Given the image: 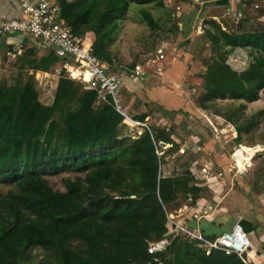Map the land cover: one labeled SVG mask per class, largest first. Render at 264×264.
<instances>
[{
    "label": "trees",
    "instance_id": "trees-1",
    "mask_svg": "<svg viewBox=\"0 0 264 264\" xmlns=\"http://www.w3.org/2000/svg\"><path fill=\"white\" fill-rule=\"evenodd\" d=\"M154 1L159 0L58 3L62 19L75 35H95V54L108 64L106 43L129 4ZM247 22L239 32L232 33L237 35H221L229 47L257 50L259 59L239 69L241 73L224 62H213L205 76V102L254 100L264 91V33L246 32ZM23 55L30 57L27 64L35 73H48L59 63L51 51L41 59L34 49ZM54 97L52 106L42 105L36 86L29 81L0 89V264L22 261L36 249L55 252L60 264H99L116 249L145 251L153 260L151 264H244L236 255L217 250L208 257L188 241H175L166 253L150 256L149 243L159 241L166 233L167 215L176 211L188 194L200 192L190 177L159 180L158 143L173 145L169 155L180 148L164 130H145L128 151V170L139 179V194L135 198L122 194L111 197L119 191L110 176L113 155L129 140L122 134L127 127L123 118L111 104L95 108L96 93L80 92L74 80L66 77L60 80ZM238 134L240 146V130ZM53 171L82 173L87 185L81 179L76 183L69 180L65 192L55 191L42 174ZM4 182L10 187L6 192L1 189ZM172 203H177L176 208L168 210ZM153 237L157 239L151 241ZM72 240L85 242L97 251L87 258L71 253L68 243ZM169 253L173 254L170 259L165 256Z\"/></svg>",
    "mask_w": 264,
    "mask_h": 264
},
{
    "label": "rangeland",
    "instance_id": "rangeland-1",
    "mask_svg": "<svg viewBox=\"0 0 264 264\" xmlns=\"http://www.w3.org/2000/svg\"><path fill=\"white\" fill-rule=\"evenodd\" d=\"M180 1L187 19L185 18L177 25L173 18V13L165 9L162 0L146 5L130 3L127 12L117 21L116 32L106 43L105 58H107L108 64L115 72L121 74L130 73V71L139 66L153 75H160L172 62H181L186 65V76L184 77V85H182L186 89L183 96L192 100L196 107H203L204 109L202 110L206 114L201 116V118L193 116L192 119H189V114L181 111L179 113H182L183 118L178 122H175V115L179 113L168 114L171 133L174 129L173 132L182 142L180 147H183V149L184 142L194 132L193 129L189 128L190 123H195L202 127L199 132L198 130L195 132L203 136L204 142H208L206 141V139L209 140V137H207L208 133L205 131L207 129L205 123L210 122L207 118L208 116L216 120V123L220 122L225 126H228V124L232 125L231 128L219 132V137L222 136L223 138L215 144L216 151L226 154L229 159L235 150L239 148V143L237 142L239 137L238 130L241 131V145L249 148L259 145L264 148V91H260L254 100H232L230 98L215 99L211 102H205L204 100L207 93L205 76L213 62H224L233 71L241 73L238 72L240 71V66L245 69L255 63L260 57V53L257 50L249 48L239 51V49L229 47L223 39L221 33L224 32L221 24L229 26L228 20L224 18V15L230 0H204L206 4L200 11L193 7L190 0ZM248 1L244 0L243 6L246 7L247 19L253 21L247 22L245 31L248 33H264V21L259 22L257 20L258 17L264 15V9L255 11L251 5L258 1ZM147 16L150 17L151 21L147 20ZM202 21H204L203 33L198 35L197 23ZM215 24L219 26V29ZM160 50H163L166 55V61L155 62ZM24 55L21 59L8 60L7 56L11 55L6 54L5 51H0V89L5 86H15L21 82L26 83L29 81L36 86L40 103L44 106H52L55 97L49 96L42 91L40 85L36 82L37 73L28 67L27 61L30 57H24ZM36 57L41 59L38 56ZM74 82L77 90L82 92L81 82ZM141 106L139 101L136 100L132 109L135 113H138L142 108ZM149 126L154 128L156 123L154 121L150 122ZM142 130L140 129V131ZM140 131L139 129L128 127L123 130L122 134L129 140L119 147L120 151L113 155L115 162L111 165L110 175L114 185L121 192L117 190L116 193L113 192L111 194V197L122 194L135 195L131 197L135 198L139 194V179L137 175L132 174L128 170V151L133 147V142ZM210 136L212 137V133ZM225 137H229L228 141H226ZM207 152L213 153V151ZM189 153L176 159L179 166L186 165L197 155L193 149ZM232 164V161H230L224 166H227L228 170H230L229 166ZM173 167L171 165V168ZM42 174L49 182L50 187L59 192L66 191V182L69 180L74 183L78 182V179H81L82 182L85 180L84 174L77 172L53 171L49 173L42 172ZM5 184V182L2 183L1 189L3 192L10 189ZM105 192H108V190H105ZM246 201L250 204V211L254 212L256 208L264 209V152L256 154L251 160V165L247 166L245 171L240 172L238 178L235 179L234 189L228 198L231 209L229 208L226 219L233 222L238 217L242 205L247 203ZM176 205L177 203H172L167 206V209H174ZM115 231L117 230L115 229ZM156 239V237H153L151 241ZM209 241L212 242L213 239L211 238ZM68 248L71 253L80 254L86 258L97 251V249L85 242L78 240L70 241ZM109 248L110 246H108ZM173 254L169 253L165 256L170 259ZM152 261L145 251L134 252L127 249H116L109 259H104L99 264H151ZM11 264H60V257L53 251L47 252L42 249H36L27 253L24 260L15 261Z\"/></svg>",
    "mask_w": 264,
    "mask_h": 264
},
{
    "label": "built area",
    "instance_id": "built-area-1",
    "mask_svg": "<svg viewBox=\"0 0 264 264\" xmlns=\"http://www.w3.org/2000/svg\"><path fill=\"white\" fill-rule=\"evenodd\" d=\"M15 1L19 5L21 17L2 22L0 24V37L6 38L15 35L29 37L38 41L43 49L54 53V56L59 60V63L48 73H37L36 82L42 91L54 97L59 82L64 77L81 82L84 91L96 93L95 108L101 104H111L116 113L123 118L124 125L132 129H143L138 135H141L145 130L151 131L153 127L147 123H136L132 120L121 96L124 80L143 81L146 71L137 66L130 73L115 72L109 64L95 54L96 37L93 33H87L84 36L73 33L72 28L62 19L58 0ZM190 1L197 11L202 10L206 4L204 0ZM235 1L239 7L244 4V0ZM263 6L264 1L251 5L255 11L261 10ZM164 7L173 13L176 25L183 21L185 12L180 0H164ZM239 7L226 12L225 17L229 20V26L221 25L224 33L228 32L227 30H230V34L239 32L244 22L248 20L244 10ZM203 24L204 21L197 23L198 35L203 33ZM22 54L21 48L13 57ZM165 60L166 55L163 50H160L155 62ZM72 64L80 71L81 75L77 79L73 77ZM242 68L240 66V69ZM211 126L215 134L225 131H219L212 124ZM162 130L167 134H172L170 128L165 127ZM171 137L173 138V135ZM172 148L173 145L162 141L157 145L156 155L160 160L159 180H177L190 177L193 180V187L200 192L198 195L188 194L184 203L176 211L167 215L166 233L159 241L149 243L148 254L150 256L164 254L175 241H188L206 253L217 250L227 256L236 255L244 263H247L245 257L252 250V237L244 232L241 226V217L237 219L229 231L224 232L212 242L205 237L199 226L202 221L214 220L226 213L224 195L222 196V188H227L228 183L226 167L218 166L213 163L214 161H209L203 157L192 163L179 166L176 159L186 156L189 149L188 147L180 148L177 153L169 155L167 152ZM237 151L235 150L231 156L233 168L228 170L235 172L233 175L236 176L240 174L233 159ZM171 165L174 167L171 168ZM231 190L232 186L228 192ZM204 194H210L212 198L208 199Z\"/></svg>",
    "mask_w": 264,
    "mask_h": 264
},
{
    "label": "crops",
    "instance_id": "crops-1",
    "mask_svg": "<svg viewBox=\"0 0 264 264\" xmlns=\"http://www.w3.org/2000/svg\"><path fill=\"white\" fill-rule=\"evenodd\" d=\"M257 1L263 2L264 0H257ZM237 7H239V5L236 3V1L230 0L226 12L228 10H234ZM239 8L244 10V12L246 10V7L243 5H241ZM262 9H264V6ZM225 15L224 18H226ZM20 17H21V11L19 5L15 0H0V24L4 21L19 19ZM185 18L187 19V15L184 16L183 20ZM226 19L228 20V18ZM257 20L259 22L264 21V15L258 17ZM248 21L252 22L253 20H248ZM227 31L228 32L225 33L227 35H230V30ZM21 48L23 52L29 49H34L36 55L40 58L47 56L50 52V50L43 49L39 42L29 37H23L17 35L9 36L6 38L0 37V51L1 52L5 51L6 54L8 53L11 55V56H7L8 60H12V59L17 60L19 57H21V55L13 57L14 55H17L19 49ZM0 64H1V59H0ZM185 67L186 65L184 63L172 62L167 69H164L163 72L160 73V75H153L146 71V75L143 81L132 82L127 79L124 80L123 83L124 86L121 90V96L123 99V103L128 108L129 115L134 122L147 123L149 125L150 122L154 121L156 123V126L154 128L162 130L165 127L167 128L170 127L169 126L170 119L168 117L169 113H179L183 111L184 113L189 114L188 116L189 119H192L193 116L201 118V116L206 114L201 108L196 107L192 102V100L186 99L183 96V93L185 92L186 89V87L184 86L182 87V85H184V77L186 76ZM136 100H138L139 103L142 105L141 106L142 108L138 113H135L132 109ZM182 118H183L182 113L176 114L175 122L182 120ZM207 118L210 120L209 123H205L206 124L205 126L207 128L205 129V131H207L208 133L207 137H209V140L206 139V141L208 142H204L203 136L195 132L196 130H198L199 132V130H201L202 127L196 125L195 123H190L189 128L193 129L194 132L191 135H189V137L183 144L184 148L188 147L189 149L186 155L190 154L189 152L191 151V149H193L194 153H196L197 155L193 160L190 161V163L203 157L204 159H207L209 161H214L213 163H216V165L218 166L226 167L228 183L226 185L227 188H222L223 191L222 196L224 195L223 199H224V206L226 209V213L224 215H220L216 217L214 220L202 221L199 225L200 229L202 230L205 237H208L207 239L212 238L215 240L224 232L229 231L232 228V226L235 224L237 219L241 217L242 218L241 226L244 232L246 234L251 235L252 237V250L245 257L247 263L244 264H264V209L256 208L254 212L250 211L249 210L250 204L246 201L247 203L243 205L241 204L242 207L239 210L238 217L235 218L233 222H230L228 221V219H226L229 208L231 209L228 202V198L234 189L235 179H237L240 174H237V176L233 175L234 172H229L227 166H224L228 162L230 163V161H232V158L229 159L226 154H222L219 151H216L215 144L218 140L221 141L223 137L222 136L219 137L220 133L215 134L213 132L211 124L214 127H216L219 131L221 129L223 130L229 129L232 127V125L228 124L229 126L228 127L225 126L224 124L222 125V123L220 122L216 123V120L210 118L209 116ZM178 130L180 129L178 128ZM173 131L174 129L172 130L171 135H173V138L171 137V140L179 148H183L180 147L182 142ZM209 131H212V137L210 136L211 132ZM225 139L226 141H228L229 137H225ZM240 148H244L247 152H251L261 147L256 146L252 149L249 147H245L244 145H241V147H239L238 149ZM207 151L210 152L213 151V153H208ZM204 152L205 154H203ZM261 152H264V149L263 151L257 152L252 155L245 154L244 159L240 158L242 161L237 160L238 166L242 168V170H246V167L251 165L252 158L255 157L256 154ZM230 168H233V164L229 166V169ZM230 186H232V190L228 192ZM204 195L208 199L212 198V195L210 194L209 195L204 194ZM211 252L206 253L208 257L211 256Z\"/></svg>",
    "mask_w": 264,
    "mask_h": 264
},
{
    "label": "bare ground",
    "instance_id": "bare-ground-1",
    "mask_svg": "<svg viewBox=\"0 0 264 264\" xmlns=\"http://www.w3.org/2000/svg\"><path fill=\"white\" fill-rule=\"evenodd\" d=\"M72 66H74L72 64ZM72 73H73V77H74V74L76 73L77 74V77H74L75 79L78 78V76H80V71L74 66L73 70H72ZM238 151L236 152L235 156H234V160H235V163H236V168L240 171V172H243L245 170H242V168H240L238 166V161H242L241 159H244V156L245 154H249V155H252V154H255L257 152H260V151H263L262 148H257L251 152H247L244 148H240V149H237ZM241 158V159H240ZM238 160V161H237Z\"/></svg>",
    "mask_w": 264,
    "mask_h": 264
}]
</instances>
